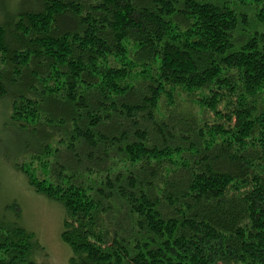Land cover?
I'll return each instance as SVG.
<instances>
[{
  "label": "trees",
  "instance_id": "1",
  "mask_svg": "<svg viewBox=\"0 0 264 264\" xmlns=\"http://www.w3.org/2000/svg\"><path fill=\"white\" fill-rule=\"evenodd\" d=\"M1 3V147L70 264H264V0ZM21 212L0 264H35Z\"/></svg>",
  "mask_w": 264,
  "mask_h": 264
},
{
  "label": "rangeland",
  "instance_id": "2",
  "mask_svg": "<svg viewBox=\"0 0 264 264\" xmlns=\"http://www.w3.org/2000/svg\"><path fill=\"white\" fill-rule=\"evenodd\" d=\"M8 111L7 99L0 97V201L4 205L17 201L20 222L37 234L40 246L31 253L35 264H70L72 250L61 238L63 206L30 188L25 175L15 168V151L1 147L6 142L3 125Z\"/></svg>",
  "mask_w": 264,
  "mask_h": 264
}]
</instances>
